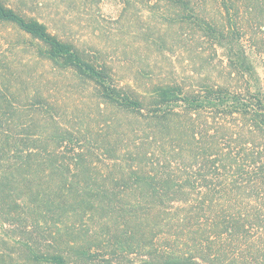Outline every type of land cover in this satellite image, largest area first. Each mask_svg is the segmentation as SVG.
Masks as SVG:
<instances>
[{
  "label": "trees",
  "instance_id": "obj_1",
  "mask_svg": "<svg viewBox=\"0 0 264 264\" xmlns=\"http://www.w3.org/2000/svg\"><path fill=\"white\" fill-rule=\"evenodd\" d=\"M134 1L177 11L165 23L221 50L222 72L123 83L0 0V23L75 77L101 122L63 111L51 91L0 87L3 243L15 264H264V0Z\"/></svg>",
  "mask_w": 264,
  "mask_h": 264
},
{
  "label": "rangeland",
  "instance_id": "obj_2",
  "mask_svg": "<svg viewBox=\"0 0 264 264\" xmlns=\"http://www.w3.org/2000/svg\"><path fill=\"white\" fill-rule=\"evenodd\" d=\"M124 1L5 0L8 6L45 23L52 33L73 41L87 54L101 57L123 83L138 79V84L144 86L149 80L165 78L192 83L193 79L187 77L196 78L192 75L196 71L213 78L222 72L221 50L217 58L190 29L185 30L179 23H165L177 11H146L134 0L127 11H122ZM28 47L23 35L0 23V87L9 82L12 92L20 96H25L26 91L48 96L51 91L63 111L83 117L86 124L101 123L92 121L97 116L98 101L75 77L54 71L49 63L35 59ZM187 59L191 66H187ZM3 233L0 232V252L7 253L5 263L15 264L17 247L5 245ZM5 263L0 258V264Z\"/></svg>",
  "mask_w": 264,
  "mask_h": 264
}]
</instances>
